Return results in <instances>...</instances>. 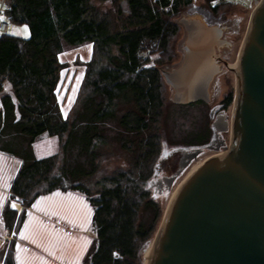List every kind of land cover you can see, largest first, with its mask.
<instances>
[{
  "label": "trees",
  "instance_id": "obj_1",
  "mask_svg": "<svg viewBox=\"0 0 264 264\" xmlns=\"http://www.w3.org/2000/svg\"><path fill=\"white\" fill-rule=\"evenodd\" d=\"M108 1L104 9L94 0H7L12 24L27 25L30 35L0 37V154L20 163L8 181L2 219L17 232L39 198L62 188L78 191L91 209L94 236L81 264H142L141 251L164 215L148 186L166 132L165 108L175 106L161 66L174 59L181 33L176 19L193 0L170 8L169 0ZM87 44L92 58L65 115L58 99L66 68L61 56ZM234 96L231 90L227 108ZM205 130L201 141L187 143L206 144ZM44 135L57 138L58 150L38 158L35 144ZM123 155L124 163L110 167ZM16 245L0 262L16 264Z\"/></svg>",
  "mask_w": 264,
  "mask_h": 264
},
{
  "label": "water",
  "instance_id": "obj_2",
  "mask_svg": "<svg viewBox=\"0 0 264 264\" xmlns=\"http://www.w3.org/2000/svg\"><path fill=\"white\" fill-rule=\"evenodd\" d=\"M182 25L185 59L162 74L176 105L209 103V85L218 74L213 54L223 31L201 20L182 19ZM238 72L232 122L221 114L213 124L219 134L232 130V145L208 160L178 194L148 264H264V2L252 15ZM201 152L193 150L165 178L169 192Z\"/></svg>",
  "mask_w": 264,
  "mask_h": 264
},
{
  "label": "rangeland",
  "instance_id": "obj_3",
  "mask_svg": "<svg viewBox=\"0 0 264 264\" xmlns=\"http://www.w3.org/2000/svg\"><path fill=\"white\" fill-rule=\"evenodd\" d=\"M94 2L104 9L111 7V2L108 0H94ZM252 15V12L236 7L213 14L202 4L201 0H194L176 19V22L181 26V33L174 43V59L170 63L163 64L161 70L171 71L182 65L186 40L182 19H200L208 26L220 28L224 32L223 38L231 43V48L221 50L220 56L227 62L234 63H228L230 68L221 66L220 74L214 78L209 89L211 104L202 106L175 104L173 106L172 103H168L165 108L162 124L165 126L166 132L163 136L161 153L154 166L153 177L148 186L151 196L163 208L164 215L156 234L141 251L142 264H148V250L150 247L153 248L176 187L179 184L184 185L194 167L201 162H207L217 155L226 153L232 145L231 129L227 133L220 134L225 144L220 150H217V146L212 145L215 134L213 124L220 112L227 116L230 124L232 122L234 103L226 109L224 102L231 90H234L236 95L238 74L235 65L239 61ZM25 26L27 27L26 32L23 30ZM10 35L28 38L29 28L27 25L12 24ZM92 54L93 46L87 44L68 48L61 56V62L66 68L62 71L58 99L65 115L70 113L75 105L82 87L85 65L91 60ZM157 58L153 57V60H157ZM7 91L10 92L9 87H7ZM166 97L169 102L172 101L173 90L170 85L167 87ZM212 110L215 111V116H212ZM223 110L224 112H222ZM207 127L209 129L207 143L190 145L189 143L199 142L206 136L205 129ZM195 149H202L201 154L191 162L176 181L172 191L161 192L158 189V181L172 169H179L183 155ZM57 150V138L48 135L42 136L35 144L38 158L52 155ZM124 159V155L121 159L114 158L115 161L110 167L116 168L124 163ZM19 164V161L0 154V255H3L2 260L6 258L11 243L16 241V264H81L94 236L91 232V209L86 202L85 195L78 191L62 188L52 195L39 198L33 209L28 212L26 222L19 231L10 232L5 228L2 208L5 201L10 199L7 185ZM12 207L18 213L23 211V206L15 201L12 203ZM2 260L0 264H3Z\"/></svg>",
  "mask_w": 264,
  "mask_h": 264
},
{
  "label": "built area",
  "instance_id": "obj_4",
  "mask_svg": "<svg viewBox=\"0 0 264 264\" xmlns=\"http://www.w3.org/2000/svg\"><path fill=\"white\" fill-rule=\"evenodd\" d=\"M177 0H169V8ZM194 1V0H193ZM202 3L204 2L201 0ZM264 0H209L207 9H216L220 7H236L252 12V14L262 5ZM10 6L7 0H0V37L10 34L12 30V17L8 14Z\"/></svg>",
  "mask_w": 264,
  "mask_h": 264
},
{
  "label": "flooded vegetation",
  "instance_id": "obj_5",
  "mask_svg": "<svg viewBox=\"0 0 264 264\" xmlns=\"http://www.w3.org/2000/svg\"><path fill=\"white\" fill-rule=\"evenodd\" d=\"M189 20H200V19H189ZM204 23V22H203ZM205 24V23H204ZM206 25V24H205ZM206 26H208V25H206ZM208 27H215V28H218V27H216V26H208ZM185 29V28H184ZM220 29V28H219ZM185 33H186V30H185ZM223 36H224V32H223V35H222V37H221V39H220V44L219 45H217L216 47H215V49H214V56H213V58H214V60H215V65L217 66V69H218V74L216 75V76H218L219 74H220V72H221V66H225L226 68L228 67V68H230V64H228V62L223 58V57H221L220 55H219V52L221 51V50H224V49H226V48H229V47H231V43L228 41V40H226V39H224L223 38ZM186 38H187V33H186ZM186 41V40H185ZM184 47H185V45H184ZM185 51V50H184ZM184 59H185V55H184ZM184 59H183V61H184ZM174 69H177V68H174ZM173 70V69H172ZM215 76V77H216ZM214 77V78H215ZM214 78L212 79V81H211V83H210V85H209V88H210V86H211V84H212V82H213V80H214ZM198 103V102H197ZM202 103H204V104H206V105H209V104H211V97H210V102L209 103H205V102H202ZM194 104H196V103H194ZM191 105H193V104H191ZM224 108H226L227 109V107H226V105H224ZM219 110V109H218ZM218 110H216V111H218ZM222 112H224V110L222 111ZM216 114H215V111H213L212 110V116H215ZM219 115H221V112L219 113V114H217V117L219 116ZM227 117V116H226ZM214 131H215V129H214ZM223 142V140H222V138H221V136H220V134L219 133H217L216 131H215V134H214V137H213V141H212V145H214V146H218V144L219 143H222ZM192 152V151H191ZM191 152H189V153H187V154H184L183 155V157L181 158V160H180V163H181V161L188 155V154H190ZM180 163H179V169H180ZM188 168V167H187ZM186 168V169H187ZM179 169H172L166 176H163V178H161V180H159L158 181V189H160V191L162 192V191H164V190H166V191H168V187H167V184H166V182H165V178H167V177H171V176H174L177 172H178V170ZM185 169V170H186ZM185 170H184V172H185ZM183 172V173H184ZM182 173V174H183ZM182 176V175H181ZM180 176V177H181ZM179 177V178H180ZM178 178V179H179ZM177 179V180H178ZM176 183V182H175Z\"/></svg>",
  "mask_w": 264,
  "mask_h": 264
},
{
  "label": "bare ground",
  "instance_id": "obj_6",
  "mask_svg": "<svg viewBox=\"0 0 264 264\" xmlns=\"http://www.w3.org/2000/svg\"><path fill=\"white\" fill-rule=\"evenodd\" d=\"M233 68V67H232ZM235 68H236V72L237 74L239 73V61L238 63L235 65ZM238 77H239V74H238ZM204 161V160H203ZM206 163L205 162H201L199 165H197L196 167L193 168L192 172L189 174V176L186 178V182L184 183V185H178L176 187V189L174 190V192L172 193V196H171V200H170V206L168 208V210L170 209L171 205L173 204L174 200L176 199V197L178 196V194L181 192V190L183 189V187L186 185V183L189 181V179ZM168 212V211H167ZM167 214V213H166ZM155 245H156V240L154 241V244H153V248L150 250H148V263L152 257V254H153V251H154V248H155Z\"/></svg>",
  "mask_w": 264,
  "mask_h": 264
},
{
  "label": "snow or ice",
  "instance_id": "obj_7",
  "mask_svg": "<svg viewBox=\"0 0 264 264\" xmlns=\"http://www.w3.org/2000/svg\"><path fill=\"white\" fill-rule=\"evenodd\" d=\"M23 30L26 32L27 31V27L25 26V28Z\"/></svg>",
  "mask_w": 264,
  "mask_h": 264
},
{
  "label": "crops",
  "instance_id": "obj_8",
  "mask_svg": "<svg viewBox=\"0 0 264 264\" xmlns=\"http://www.w3.org/2000/svg\"><path fill=\"white\" fill-rule=\"evenodd\" d=\"M15 209V208H14ZM16 210V209H15Z\"/></svg>",
  "mask_w": 264,
  "mask_h": 264
}]
</instances>
